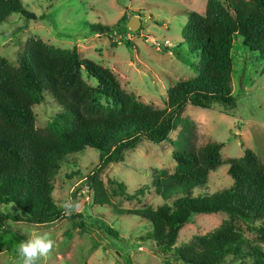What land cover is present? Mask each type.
I'll return each instance as SVG.
<instances>
[{"label":"trees","instance_id":"trees-1","mask_svg":"<svg viewBox=\"0 0 264 264\" xmlns=\"http://www.w3.org/2000/svg\"><path fill=\"white\" fill-rule=\"evenodd\" d=\"M14 14L39 20L23 0H0V27ZM125 20L124 16L113 27L93 25L91 32L109 34L118 29L122 41L134 46L123 32ZM236 36H242L244 46L264 62V0H208L204 14L188 12L183 38L196 54L192 68L197 76L170 86L162 109L125 92L111 69L81 58L77 47L59 48L33 37L18 53L16 63L0 56V252L21 260L17 245L28 239L14 229L16 224L43 226L67 216L54 201L53 178L68 156L93 148L100 153L99 167L86 179L93 206L146 219L152 229L140 240L157 254L181 264H264V165L246 142H241L243 156L228 162L232 185L215 193L205 191L211 174L223 164L224 143H209L199 151L186 143L184 150L173 154L172 175L151 169V183L134 193L113 179L107 188L101 179L105 168L124 162L142 143L171 141L179 124L192 129L182 117L189 104L236 114L232 84ZM111 39L117 46L112 35ZM83 71L97 80V86L85 81ZM46 95L61 112L39 128L33 108ZM150 192L166 202L138 210L113 203L115 198L141 201ZM218 213L230 220L207 235L178 244L181 230L195 215ZM240 222L256 241L245 236ZM99 226L119 238L116 230L104 223ZM80 228L86 227L80 224Z\"/></svg>","mask_w":264,"mask_h":264},{"label":"rangeland","instance_id":"rangeland-1","mask_svg":"<svg viewBox=\"0 0 264 264\" xmlns=\"http://www.w3.org/2000/svg\"><path fill=\"white\" fill-rule=\"evenodd\" d=\"M208 0H23L29 11L39 20H27L20 14L12 15L0 27V56L16 63L18 53L33 38L59 48L77 47L81 58L90 59L111 69L117 76L122 89L139 101L164 108L167 90L173 84L197 76L192 64L197 60L183 38L188 12L204 14ZM123 32L134 46H127L122 36L114 29L109 34L91 32V26L113 27L123 17ZM139 17L141 26L135 33L128 24ZM43 18V19H41ZM111 35L117 46L112 45ZM232 56L233 93L237 112L226 115L217 110H206L187 105L182 117L188 119L192 129L186 130L179 124L171 134V141L162 144L144 142L127 154L124 162L112 164L101 173V179L109 188V179L124 183L130 193L151 183V169L174 173L175 151L184 150L186 145L195 151L209 143H224L221 154L223 164L211 174L209 189L215 193L232 185L228 175V162L243 156L241 142H246L264 165V62L256 52L244 46L243 37L236 36ZM85 81L97 86V80L83 71ZM36 126L44 128L50 118L61 112V108L50 95L34 106ZM187 143V144H186ZM186 144V145H185ZM100 153L86 148L79 154L68 156L53 178V198L62 207L66 201H79V213L67 215L49 225L35 226L16 224L15 230L27 239L33 235L48 234L55 241L54 250L41 258L38 264H181L168 261L141 242L152 224L138 215H117L111 207L93 206L92 190L86 179L99 167ZM166 200L150 192L141 201H126L115 198L113 203L122 209L138 210L153 208ZM14 211L12 206L8 207ZM63 208V207H62ZM75 216V219L71 217ZM79 216H82L83 219ZM228 215L200 214L180 232L178 244L213 232L226 221ZM105 224L119 233V238L110 236L99 225ZM80 224L86 228L81 229ZM245 236L256 241L240 222ZM0 264H22L0 252Z\"/></svg>","mask_w":264,"mask_h":264},{"label":"clouds","instance_id":"clouds-1","mask_svg":"<svg viewBox=\"0 0 264 264\" xmlns=\"http://www.w3.org/2000/svg\"><path fill=\"white\" fill-rule=\"evenodd\" d=\"M65 215L79 213L81 203L79 201H66L62 205ZM55 241L48 234L33 235V237L25 242L17 245V254L22 264H38L41 258H46L53 250Z\"/></svg>","mask_w":264,"mask_h":264},{"label":"water","instance_id":"water-1","mask_svg":"<svg viewBox=\"0 0 264 264\" xmlns=\"http://www.w3.org/2000/svg\"><path fill=\"white\" fill-rule=\"evenodd\" d=\"M140 26L141 20L139 19V17H133L128 24L129 31L133 33L137 32Z\"/></svg>","mask_w":264,"mask_h":264}]
</instances>
